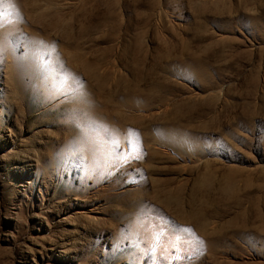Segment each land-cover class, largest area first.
Masks as SVG:
<instances>
[{
	"label": "rangeland",
	"instance_id": "1",
	"mask_svg": "<svg viewBox=\"0 0 264 264\" xmlns=\"http://www.w3.org/2000/svg\"><path fill=\"white\" fill-rule=\"evenodd\" d=\"M0 264H264V0H0Z\"/></svg>",
	"mask_w": 264,
	"mask_h": 264
}]
</instances>
